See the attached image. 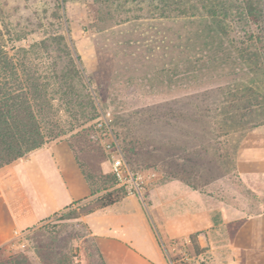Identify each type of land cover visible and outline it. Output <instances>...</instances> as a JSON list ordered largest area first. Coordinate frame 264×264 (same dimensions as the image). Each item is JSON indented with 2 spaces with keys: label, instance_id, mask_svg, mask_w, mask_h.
<instances>
[{
  "label": "rangeland",
  "instance_id": "1",
  "mask_svg": "<svg viewBox=\"0 0 264 264\" xmlns=\"http://www.w3.org/2000/svg\"><path fill=\"white\" fill-rule=\"evenodd\" d=\"M0 2L5 3L7 11L26 28L28 35L24 40L25 45L46 38L54 29L65 34L79 56L78 63L86 78L92 80L98 118L109 114L111 131L133 170H149L155 168L156 164H163L170 173H177L189 164L167 157L172 153L184 156L185 153L179 149L160 147L153 153L142 149L136 142L129 143L136 141L143 131L130 125L126 117L115 122V113H126L180 96L188 90L189 81L195 83L200 77L202 81H223L240 76L248 79L243 67L250 61L237 54V45L250 42L247 35L255 32L254 25L246 20L236 23L234 30H228L229 34L225 37L216 35L215 26H211L203 17H156L148 10L151 7L147 3L149 1ZM261 3L264 17V0ZM257 43L264 45V40ZM215 56L217 58L212 59ZM212 128L214 141L208 144L212 155H206L207 143L202 150H192L204 156L202 159L195 158V161L202 162L203 169L200 171L205 178L189 179L188 182L192 186H205L202 189L209 206L223 207L236 203L243 207L244 203L251 201L246 206L251 214L264 212V188L252 190L235 173L213 186L206 178L213 175L212 171H217V162L220 165L229 164L241 145L264 143V125L246 133L235 130L225 137L218 134L219 126ZM131 147L136 152L131 151ZM195 169L192 167L193 171ZM148 184H145L143 194L146 205ZM88 200L77 202L0 249V258H16L20 264H83L84 260L91 264L93 246L85 237L86 230L79 221L80 216H76L87 211ZM163 244L174 264H207L204 259L196 260L189 240H169Z\"/></svg>",
  "mask_w": 264,
  "mask_h": 264
},
{
  "label": "trees",
  "instance_id": "2",
  "mask_svg": "<svg viewBox=\"0 0 264 264\" xmlns=\"http://www.w3.org/2000/svg\"><path fill=\"white\" fill-rule=\"evenodd\" d=\"M140 1H149L148 10L156 17L206 18L220 36L227 37L241 20L255 27L247 35L250 42L237 45V54L250 61L243 67L248 79L202 81L200 77L197 83L189 81L188 90L180 96L114 115L115 122L126 117L130 125L143 131L129 143L136 142L153 153L160 147L179 149L184 156L172 153L167 157L190 163L183 171L192 170L193 165L202 167V163L195 164V158L204 156L192 150L213 143V126H219L218 134L225 137L235 130L246 133L264 125V45L257 43L264 40L262 0ZM27 35L24 25L0 2V167L65 137L90 188L89 196H93L82 215L119 201L126 193L115 186L110 172L101 169L104 153L93 124L99 115L96 94L78 63L79 56L58 29L25 45ZM205 149L211 156L209 145ZM189 241L195 254L203 251L196 234ZM0 264H20V260L0 258Z\"/></svg>",
  "mask_w": 264,
  "mask_h": 264
},
{
  "label": "crops",
  "instance_id": "3",
  "mask_svg": "<svg viewBox=\"0 0 264 264\" xmlns=\"http://www.w3.org/2000/svg\"><path fill=\"white\" fill-rule=\"evenodd\" d=\"M99 145L102 148L100 141ZM102 151L101 169L107 173L109 163ZM175 162L190 164L179 158ZM192 167L196 171L170 173L163 164L142 170L155 173L145 180L149 183L147 205L136 195H125L80 216L85 237L93 246L91 264H174L163 243L186 241L191 234H196L197 245L203 250L194 254L197 261L264 264V212L251 214L246 207L251 201L243 207L236 203L209 206L202 189L205 186L188 182L204 179L203 168ZM216 168L206 177L212 186L235 173L252 190L264 188V143L241 145L229 164L217 162ZM89 194L65 137L50 140L1 166L0 249L19 234L25 235L43 221L93 197Z\"/></svg>",
  "mask_w": 264,
  "mask_h": 264
},
{
  "label": "built area",
  "instance_id": "4",
  "mask_svg": "<svg viewBox=\"0 0 264 264\" xmlns=\"http://www.w3.org/2000/svg\"><path fill=\"white\" fill-rule=\"evenodd\" d=\"M95 129L109 163V172L116 179L115 186L123 188L126 195H136L143 200L145 180L147 177H153L154 171L133 170L129 166L111 131L109 114H104L95 121ZM22 236L23 234H19L16 239Z\"/></svg>",
  "mask_w": 264,
  "mask_h": 264
}]
</instances>
